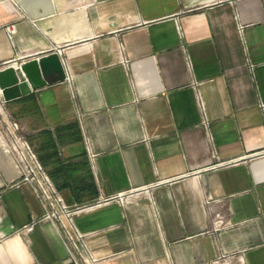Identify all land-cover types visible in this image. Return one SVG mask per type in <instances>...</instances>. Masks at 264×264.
<instances>
[{
  "label": "crops",
  "instance_id": "0c3cea01",
  "mask_svg": "<svg viewBox=\"0 0 264 264\" xmlns=\"http://www.w3.org/2000/svg\"><path fill=\"white\" fill-rule=\"evenodd\" d=\"M52 5L0 0V67L56 52L64 72L0 102V264L71 248L46 220L18 231L44 213L12 123L68 208L141 190L72 217L98 264H264V0Z\"/></svg>",
  "mask_w": 264,
  "mask_h": 264
},
{
  "label": "built area",
  "instance_id": "2783aa9c",
  "mask_svg": "<svg viewBox=\"0 0 264 264\" xmlns=\"http://www.w3.org/2000/svg\"><path fill=\"white\" fill-rule=\"evenodd\" d=\"M5 30L6 33L9 34L8 26L5 27ZM0 102H3L1 97ZM15 130L16 126L14 123H12V148L17 155L20 168L22 170V180L27 181L32 185L35 196L41 201L44 213L40 219L30 221L18 229V231L21 234H25L31 231L33 226L41 220L49 221L59 227L63 239L69 244V246H71L68 253V258L63 264H98V259L91 256L86 251L85 243L82 241L84 234L80 233L73 226L72 217L77 213L83 212L84 210H89L104 204L112 203V201L125 204L141 190H129L127 193H115L109 196L98 198V200L94 203L68 208L55 190L53 184H51L47 174L45 173L44 169H42L35 155H33L27 142L17 137L14 134ZM223 258L224 256L218 257L213 261V264H223Z\"/></svg>",
  "mask_w": 264,
  "mask_h": 264
},
{
  "label": "water",
  "instance_id": "95a60500",
  "mask_svg": "<svg viewBox=\"0 0 264 264\" xmlns=\"http://www.w3.org/2000/svg\"><path fill=\"white\" fill-rule=\"evenodd\" d=\"M30 19L49 15L54 8L52 0H15ZM51 73L57 79H64L63 67L56 52L21 60L17 66L6 64L0 67V97L3 101L12 100L30 90L45 86Z\"/></svg>",
  "mask_w": 264,
  "mask_h": 264
},
{
  "label": "rangeland",
  "instance_id": "374dc122",
  "mask_svg": "<svg viewBox=\"0 0 264 264\" xmlns=\"http://www.w3.org/2000/svg\"><path fill=\"white\" fill-rule=\"evenodd\" d=\"M15 124V123H14ZM15 126H16V129H18L19 128V130H20V127L17 125V124H15ZM16 131V130H15ZM15 133V132H14ZM24 140V139H23ZM26 141V140H25Z\"/></svg>",
  "mask_w": 264,
  "mask_h": 264
},
{
  "label": "bare ground",
  "instance_id": "6f19581e",
  "mask_svg": "<svg viewBox=\"0 0 264 264\" xmlns=\"http://www.w3.org/2000/svg\"><path fill=\"white\" fill-rule=\"evenodd\" d=\"M12 65V64H11ZM14 66V65H13Z\"/></svg>",
  "mask_w": 264,
  "mask_h": 264
}]
</instances>
